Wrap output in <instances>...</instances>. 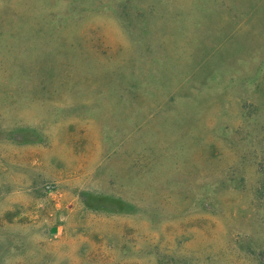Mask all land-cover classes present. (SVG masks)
<instances>
[{
    "label": "rangeland",
    "instance_id": "1",
    "mask_svg": "<svg viewBox=\"0 0 264 264\" xmlns=\"http://www.w3.org/2000/svg\"><path fill=\"white\" fill-rule=\"evenodd\" d=\"M0 264H264V0H0Z\"/></svg>",
    "mask_w": 264,
    "mask_h": 264
}]
</instances>
